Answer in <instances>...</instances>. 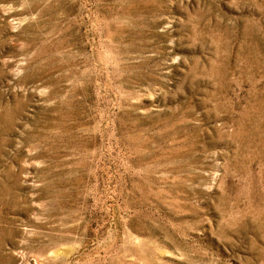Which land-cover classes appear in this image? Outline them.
Returning a JSON list of instances; mask_svg holds the SVG:
<instances>
[{
	"label": "rangeland",
	"instance_id": "1",
	"mask_svg": "<svg viewBox=\"0 0 264 264\" xmlns=\"http://www.w3.org/2000/svg\"><path fill=\"white\" fill-rule=\"evenodd\" d=\"M0 264H264V0H0Z\"/></svg>",
	"mask_w": 264,
	"mask_h": 264
}]
</instances>
